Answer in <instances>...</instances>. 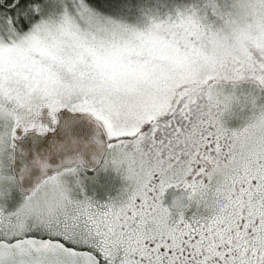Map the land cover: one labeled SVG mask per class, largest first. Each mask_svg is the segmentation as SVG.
I'll list each match as a JSON object with an SVG mask.
<instances>
[{"label":"snow or ice","instance_id":"1","mask_svg":"<svg viewBox=\"0 0 264 264\" xmlns=\"http://www.w3.org/2000/svg\"><path fill=\"white\" fill-rule=\"evenodd\" d=\"M0 264H264V0H0Z\"/></svg>","mask_w":264,"mask_h":264}]
</instances>
